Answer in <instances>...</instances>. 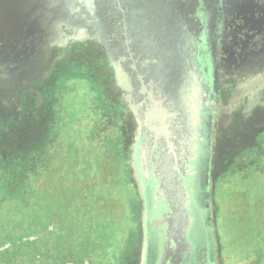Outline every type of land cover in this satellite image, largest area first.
Listing matches in <instances>:
<instances>
[{
    "label": "flooded vegetation",
    "instance_id": "af4514ba",
    "mask_svg": "<svg viewBox=\"0 0 264 264\" xmlns=\"http://www.w3.org/2000/svg\"><path fill=\"white\" fill-rule=\"evenodd\" d=\"M218 11L215 16L202 0L195 3L199 26L191 32L188 52L194 61L189 73H199L197 112L188 114L180 127L175 120L182 116L171 110L164 122L150 113V86L133 65L129 48L119 51L112 36L80 34L59 25L28 28L13 44L0 35V89L23 97L25 117L36 130L49 113L39 87L72 56L74 46L101 52L98 89L110 109V127L122 139L125 170L107 189L95 177L83 184L116 194L102 206L110 229L100 230L104 244L101 238L92 242L98 248L94 263L88 256L91 247L84 243L68 250L64 257L70 260L63 264H104L103 259L118 257L122 250L109 253L105 248L117 242L115 237L129 250L123 264H223L227 258L221 254L213 209V139L239 133L252 120L257 129L264 124V0L221 1ZM170 100L177 102L176 97ZM160 101L157 97L155 103Z\"/></svg>",
    "mask_w": 264,
    "mask_h": 264
},
{
    "label": "rangeland",
    "instance_id": "374dc122",
    "mask_svg": "<svg viewBox=\"0 0 264 264\" xmlns=\"http://www.w3.org/2000/svg\"><path fill=\"white\" fill-rule=\"evenodd\" d=\"M72 51L39 87L49 103L41 130L25 117L23 97L0 89V264H63L70 260L64 254L84 243L94 263L92 242L104 244L100 233L110 229L103 209L116 194L82 186L95 177L104 190L120 179L124 147L98 89L101 52L90 45ZM213 142L211 189L223 264H264V124L257 129L252 120ZM115 239L105 248L122 253L104 264L128 259L123 239Z\"/></svg>",
    "mask_w": 264,
    "mask_h": 264
},
{
    "label": "water",
    "instance_id": "95a60500",
    "mask_svg": "<svg viewBox=\"0 0 264 264\" xmlns=\"http://www.w3.org/2000/svg\"><path fill=\"white\" fill-rule=\"evenodd\" d=\"M197 1L0 0V35L13 44L28 28L59 25L80 34L112 36L119 51L129 48L133 65L140 68L150 86L149 111L154 110L150 113H158L160 119H156L164 122L171 110L182 116L175 120L180 127L179 123L188 121V114L197 112L194 99L199 73L191 72V78L189 66L194 61L188 52L191 32L199 26L193 15ZM202 1L216 16L221 1L231 0ZM155 97L162 99L160 104L155 103ZM175 97L176 103L170 100Z\"/></svg>",
    "mask_w": 264,
    "mask_h": 264
}]
</instances>
